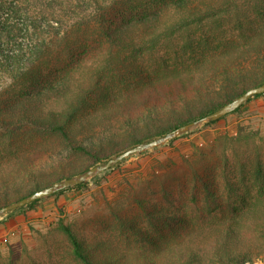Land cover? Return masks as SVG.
I'll list each match as a JSON object with an SVG mask.
<instances>
[{"label": "trees", "instance_id": "1", "mask_svg": "<svg viewBox=\"0 0 264 264\" xmlns=\"http://www.w3.org/2000/svg\"><path fill=\"white\" fill-rule=\"evenodd\" d=\"M215 1L0 0V83L8 81L5 89L15 93L0 103V125L5 129L4 138L12 139V135L25 126H34L48 134L59 133L71 150L87 156L91 164L96 165L147 139L202 120L240 97L253 85H262L264 18L255 15V20H260L257 26L252 19L254 13L249 16L241 10L240 0ZM87 12L90 13L85 14ZM223 22V26L234 22L240 30L247 22L252 30L248 29V35L242 34L233 40L231 46L224 44L227 40L223 38L214 53L206 51L200 55L197 52L202 56L201 61H193L178 70L182 76L197 71V76L192 74V89L197 94H207L204 96L208 98V104L199 107L194 114L183 117L175 112L169 126L164 128L162 119H155L161 114L158 109L164 110L165 106L155 100L151 85L133 96L115 98V91L110 92L107 79L117 75L122 80H128L129 72H135L137 68L128 62L129 59L119 60L113 56L112 49L136 46L133 53L140 56L146 48L154 50L161 42L175 40L184 34H187V43L200 41V48L211 49L210 32L217 30L222 33L220 29L223 26L220 29L216 27ZM89 25H93L94 30H84ZM75 29L81 31L80 38L73 50L67 47L70 59L56 69H49L53 45L62 43L66 34ZM23 32L26 36L32 33L34 47L31 44V52H26L21 41ZM213 42L216 40L213 39ZM87 57L101 60L102 65L95 70L96 80L89 88H76L79 81H73V78L84 73L83 61ZM254 66L263 67V71L258 73ZM124 70L129 72L124 73ZM205 75H213L215 83L219 84L218 90L214 86L200 84V78ZM212 88L218 96L214 100L210 97ZM172 89L166 92L176 93V99L181 97L180 101H186L185 108L189 110L192 103L185 100L188 93L183 95L187 88L176 83ZM61 92L74 98L64 104L66 108L63 107V110L56 107V102L53 103L60 99ZM261 97L264 94L247 103ZM99 106L100 109L88 113ZM141 110L146 111L149 120H153L152 127L156 130L149 129L145 133L135 125ZM141 117L143 119L144 114ZM72 126L79 130L88 128L85 130L89 132L85 134L83 130L82 138H76ZM89 135H99L97 146L86 144ZM257 139L259 142H256ZM8 163L6 159L0 161V168ZM23 167L30 169L32 176L37 175L33 171L35 168L26 164ZM179 170L186 171L184 186L187 182L189 186L186 185L175 195L176 187L168 188L165 182H160L162 191H169L171 196L168 205L166 208L151 207L145 213L147 218L163 221L169 229L168 234L162 235L159 240L146 238L145 246L138 250L117 254L109 251L106 241L85 244L67 228L65 233L75 264H255L254 260L260 258L264 262V186L259 190V197L251 203L241 202L239 195L246 181L252 179L264 185V137L257 131L245 132L241 129L237 138L223 136L207 150L199 149L198 156L186 157ZM2 178L5 176H0ZM36 182L37 186L28 192V196L43 188L39 185H52ZM88 184L85 182L51 197L85 188ZM223 186L224 191L239 196L228 205L227 214H218L216 209L213 210L210 199L218 201L224 193H221ZM2 189L8 191V186ZM145 189L149 193L156 190L152 182ZM197 200L208 203L204 209L210 212L209 215L192 216L190 206ZM40 201L12 214L33 208ZM136 233L141 238L139 232Z\"/></svg>", "mask_w": 264, "mask_h": 264}, {"label": "rangeland", "instance_id": "2", "mask_svg": "<svg viewBox=\"0 0 264 264\" xmlns=\"http://www.w3.org/2000/svg\"><path fill=\"white\" fill-rule=\"evenodd\" d=\"M240 3L243 12L249 16L254 13L252 15L253 20L256 18L255 15L261 19L264 18V16L260 17L264 15V0H240ZM69 16L73 17L72 14ZM255 22L257 24L260 20L256 19ZM223 25L224 22L219 26L217 24L218 27L216 28L220 29ZM92 26H86L87 28L84 30H94ZM248 29L252 30V27L247 22H244L242 30L237 27L236 23L231 22L220 29L222 33L212 30L210 32L211 49L200 48L198 45L200 41L187 43V34L175 40L163 41L154 50L148 51L149 49L146 48L145 53L140 56L133 53L136 46L128 49H112V52L115 53L113 56L119 60L127 58L126 60L129 59L128 62L137 68L132 73L124 70V73L129 72L128 80H122L117 75L107 79L111 86L110 92L115 91L113 94L115 98L133 96L142 88L151 85L154 89L155 100L165 106L164 110L158 109L161 114L155 120L160 121L162 119V126L165 128L169 126L173 113L177 112L183 117L190 116L189 114H194L199 107L202 108L203 105L208 104V98L204 96L207 94H197L192 89V77L193 75L197 76V71L182 76L178 70L193 61H201L202 56L200 55L205 54L206 51L209 54L214 53L215 48L218 47V42L223 38L227 40L224 44L231 46L233 40L240 38L242 34L248 35ZM80 32L79 29L71 30L66 34V40L53 45L49 69H56L70 59L67 57L69 53L66 52L67 47L73 50L77 46ZM140 33L141 30H139ZM30 34L32 35V33ZM30 34L26 36V33L23 32L21 35V41L26 52H31V44L34 47ZM213 39L216 42H213ZM93 58L87 57L83 61L85 63L84 73L82 75L77 74L73 78V81H79L76 88L80 86L84 89L89 88L96 80L94 73L96 69L101 67L102 61ZM253 68H256L258 73L260 70L263 71V67L254 66ZM44 74L46 75L45 72H43ZM149 81L151 82L148 84ZM7 83L8 81L0 83V103L12 97L13 92L10 93L11 90L5 89ZM176 83L187 88L188 92H183V95L188 93L185 100L192 103L189 110L185 108L186 101H180L181 97L176 99V93L166 92L173 90L172 87ZM200 84L214 86L217 90L219 86L215 83L213 75H205L200 78ZM210 92L212 93L211 100L218 97L213 88ZM72 97L61 92L60 99L57 100V98V101L55 100L53 103L56 102V107L63 110L64 104L70 103ZM100 108L101 106L90 109L88 113ZM142 114H144L143 119ZM138 116L140 119L135 123L136 126L145 133L149 129H153V120H149L146 111L141 110ZM241 129H244L245 132L257 131L261 137H264V97L253 99L239 111L211 125L203 123L165 146L123 161L112 169L86 181L89 184L85 188L42 199L33 208L3 215L0 217V264H75L76 262L71 255V245L65 233L67 228L82 243L92 244L106 241L109 251L112 250L117 254L138 250L145 246L146 238L159 240L162 235L168 234V227L163 221L147 218L145 214L146 209L150 210L151 207L166 208L168 205V200L171 197L169 191L163 192L159 183L165 182V186L168 188L176 187L174 194L177 195L179 191L189 186V182L184 186L187 179L186 171L179 170V166L183 164V159L198 156L199 149L207 150L215 144L216 139L219 140L223 136L237 138ZM4 130V127L0 125V161L6 159L9 163L0 168V176H5V178L0 179V209L27 197L28 192L37 186L35 185L36 180L41 182L40 184L43 182L52 183V185L49 184L50 187L84 174L96 166L107 163L123 151L135 147H129L113 154L108 160L92 165L87 156L71 150L59 133L48 134L34 126H25L22 130L15 132L11 137L12 139H5ZM83 130L72 126V132L76 138L77 136L82 138L84 134L81 132ZM85 131V134H88L89 131ZM166 134L155 136L142 143L163 137ZM98 138L99 135H89L85 142L88 146H97L99 144ZM256 142H259L258 139ZM24 164L35 168L33 171L37 175L32 176L31 170L23 167ZM219 175L221 174H219L218 169L217 176ZM149 182H152L156 188L154 192L146 191L145 188ZM5 185L8 186V191L2 189ZM39 186L43 187L41 190L48 188V186ZM263 186L260 182L252 181V179L249 182L246 181L244 190L239 194L242 197L241 202L248 204L258 198L259 190ZM17 191L19 192L18 195ZM223 191L224 186L221 193ZM239 195L236 196L225 190L218 201L210 199V203L213 210H217L216 213L226 212L227 214L228 205L231 201L237 200ZM203 197H201L202 200ZM199 200L190 206V212L195 218L202 214L207 216L210 213L204 209L208 203H199ZM136 231L139 232L138 235L141 238L137 236ZM254 263L264 264L263 258L255 259Z\"/></svg>", "mask_w": 264, "mask_h": 264}, {"label": "water", "instance_id": "3", "mask_svg": "<svg viewBox=\"0 0 264 264\" xmlns=\"http://www.w3.org/2000/svg\"><path fill=\"white\" fill-rule=\"evenodd\" d=\"M263 94H264V83L258 87L249 89L247 92L242 94L240 97H238L237 99H235L231 103L223 106L222 108H220L216 112L208 115L206 118H204L202 120L181 126V127L177 128L176 130L166 134L163 137H160V138H157V139L145 142V143H141V144H139L133 148H130L126 151H123L118 156L110 159L107 163H105L103 165L96 166L84 174H81V175H79L73 179H68V180H65L63 182L57 183V184L50 186L46 189L37 191L34 194H32L26 198H23V199L15 202L13 204H10V205L0 209V217H2L5 214L11 213L15 210H19L21 208H24V207H26V206H28V205L36 202V201L42 200V199L47 198V197H51V196H53V195H55V194H57L63 190L81 185V184L85 183L86 181H88L89 179L93 178L94 176L101 174L107 170L112 169L114 166L122 163L123 161H125V160H127L133 156L140 155V154H143L145 152L154 150L156 148L165 146L167 143L174 141V140L182 137L183 135L188 134L194 128H197L198 126H200L203 123L204 124H210V123L217 122V121L221 120L222 118L236 112L239 108H241L243 105H245L252 98L259 96V95H263Z\"/></svg>", "mask_w": 264, "mask_h": 264}]
</instances>
